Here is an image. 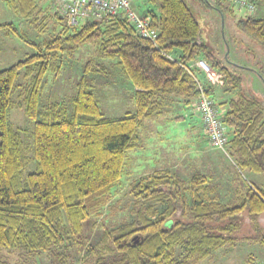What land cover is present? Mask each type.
<instances>
[{
    "label": "trees",
    "instance_id": "trees-1",
    "mask_svg": "<svg viewBox=\"0 0 264 264\" xmlns=\"http://www.w3.org/2000/svg\"><path fill=\"white\" fill-rule=\"evenodd\" d=\"M150 2L157 6V12H147L157 33L154 41L137 35L118 17L86 21L80 28L65 25L43 44L26 38L12 23L0 24V29L37 50L0 70V264H39L41 257L43 264H197L238 244L242 227L236 216L245 213L251 220L250 215L264 213V188L253 183L237 185L232 201L221 202L209 199L207 175L195 173L185 181L169 170L155 171L130 184L133 218L104 228L95 244L87 243L88 230L100 222L112 199L110 188L122 175L127 151L142 147L139 130L144 121L159 114L166 97L181 98L186 104L196 99L199 83L188 70L189 63L205 60L222 74L227 91L240 84V78L206 47L200 23L185 0ZM7 4L39 25L37 0ZM215 5L231 15L237 11L227 0H216ZM235 21L264 45V17L245 13ZM68 27L74 32L67 33ZM82 44L97 45L99 58L117 59L124 79L134 87L132 111L103 116L87 75L105 69L91 60L77 80L69 116H59L62 113L54 106L42 104L45 74L59 70L62 52ZM173 50L179 52L176 58L170 57ZM20 73L27 80L22 107L33 122L36 164L24 176L28 158L19 132L8 122L14 105L11 92ZM203 86L218 103L214 86ZM224 105L229 155L241 172L264 173V113L259 99L237 91ZM251 241L264 247L263 235ZM80 250L84 255L77 263L74 251ZM248 263L256 264L253 259Z\"/></svg>",
    "mask_w": 264,
    "mask_h": 264
},
{
    "label": "rangeland",
    "instance_id": "rangeland-1",
    "mask_svg": "<svg viewBox=\"0 0 264 264\" xmlns=\"http://www.w3.org/2000/svg\"><path fill=\"white\" fill-rule=\"evenodd\" d=\"M37 1L38 12L40 11L37 15L39 22L37 27L34 26L33 17L31 19L21 17L7 4V0H0V24L12 23L26 38L37 44H43L60 34L67 24H64V20H60V16L55 13L54 0ZM185 1L200 23V35L206 47L213 52L218 62L227 66L240 78L238 89L227 91L222 74L214 70L218 74L212 82L213 90L216 89L214 91V98L218 101L216 104L225 108L224 103L240 91L246 96L257 97L264 113V45L236 25V17L245 14V11L235 8L237 11L231 15L226 10L221 12L215 5L216 0ZM248 1L255 5L252 16L263 18L264 0ZM132 5L139 14H147L149 10L157 12V6L150 0H132ZM56 15L59 17H55ZM84 23L85 21L81 20L75 28H80ZM72 32L74 28L68 27L67 33ZM36 52L33 46L17 35L0 29V70ZM178 54V50H173L170 57L176 58ZM89 60L100 63L105 69V73L87 75L103 116L120 117L125 112L132 111L134 103L131 84L121 74L117 59L97 56L95 44H82L74 51L60 54L57 61L59 70H48L43 79L42 104L54 106L57 112L62 113L59 116H69L72 112L71 98L75 93L77 80L82 75L84 64ZM188 66L192 68V73L198 74V79L202 83L206 81V77L200 75V72L197 73L192 63ZM26 84L27 80L20 73L11 92L14 105L8 115V122L19 132L28 158L23 176L36 169L33 156V122L26 117L22 107L23 89ZM163 102L167 104L160 114L152 119H146L139 130L142 147L127 151L122 175L110 188L112 199L103 208L100 222L88 230L86 236L88 244H95L104 228L117 227L133 218L131 211L134 199L129 194L130 184L159 168L169 170L185 181L195 173L207 175L212 187L208 193L209 199L221 202L232 201L237 185L245 188L247 182H252L264 188V173L241 172L234 158L229 155L228 146L224 150H219L208 144L203 138L205 136L202 124L191 106L192 103H185L187 107L186 105L184 107L181 101L172 103L164 98ZM250 218L251 220H247L245 213L236 216L242 227L238 234L241 240L236 246L222 248L211 258L197 264H249L250 259L256 264L264 263V247L251 241L256 236H264V213L260 217L250 215ZM83 255V250L74 251L77 263ZM11 257L15 261L16 253H12ZM45 261V258L41 257L37 262L43 264Z\"/></svg>",
    "mask_w": 264,
    "mask_h": 264
},
{
    "label": "built area",
    "instance_id": "built-area-1",
    "mask_svg": "<svg viewBox=\"0 0 264 264\" xmlns=\"http://www.w3.org/2000/svg\"><path fill=\"white\" fill-rule=\"evenodd\" d=\"M227 1L233 7L243 9L246 14H252L255 10L254 3L248 0ZM54 3L55 13L63 18L67 26H76L81 20L102 21L118 17L126 21L134 32L143 38L154 41L157 36L156 30L151 26V17L148 14H139L134 9L132 0H54ZM194 64L201 69L211 84L218 77L205 60L197 59ZM198 90L191 106L202 124L203 135L211 147L224 150L230 140L229 127L223 119L225 108L217 105L200 83Z\"/></svg>",
    "mask_w": 264,
    "mask_h": 264
},
{
    "label": "crops",
    "instance_id": "crops-1",
    "mask_svg": "<svg viewBox=\"0 0 264 264\" xmlns=\"http://www.w3.org/2000/svg\"><path fill=\"white\" fill-rule=\"evenodd\" d=\"M193 65V68H195V70L197 71V73H201L200 75H203V76H205L204 75V73L201 71V69L200 68H198L195 64H192ZM191 71H192V68H191ZM193 75H194V77L198 80V83H200V84H202V85H209L210 83H208L207 82V80L204 82V83H202L199 79H198V74H195V73H192ZM131 86V88H132V91L134 90V87L132 86V85H130ZM214 91H216V89H214ZM213 93H215V92H213ZM167 99H169L170 100V102H172V103H175V102H178V101H181L182 103H183V105H184V107H185V101L183 100V99H180V98H176V97H173V96H170V97H166ZM176 100V101H175ZM175 101V102H174ZM217 101V100H216ZM218 102V101H217ZM171 103V104H172ZM165 104H167V103H164L163 102V106H162V108H161V111H162V109H163V107H164V105ZM186 107H187V105H186ZM187 109V108H186ZM160 111V112H161ZM160 112H159V114H160ZM158 114V115H159ZM157 115V116H158ZM203 138H205V140L207 141V139H206V137H203ZM208 142V141H207ZM159 170H163V168H159V169H156V171H159ZM155 171V170H154ZM247 183H252V182H247Z\"/></svg>",
    "mask_w": 264,
    "mask_h": 264
}]
</instances>
